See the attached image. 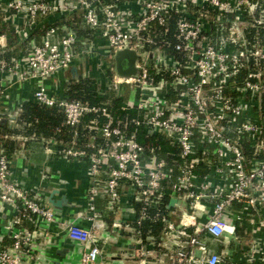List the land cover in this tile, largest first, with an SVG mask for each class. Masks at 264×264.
I'll return each mask as SVG.
<instances>
[{
	"label": "built area",
	"instance_id": "1",
	"mask_svg": "<svg viewBox=\"0 0 264 264\" xmlns=\"http://www.w3.org/2000/svg\"><path fill=\"white\" fill-rule=\"evenodd\" d=\"M262 8L263 0H0V115L17 119L24 102L57 107L71 138L43 145L53 161L81 165L87 181L83 204L59 216L51 185L25 186L0 145V214L13 213L0 264H50L49 250L66 242L75 264H264ZM74 14L87 34L65 28L58 37L49 24L33 38L50 17ZM8 28L29 42L26 55L4 58ZM126 49L137 55L129 77L115 62ZM73 67L119 107L68 99L60 76ZM27 82L36 84L31 98L10 110L11 90ZM252 213L261 220L250 244L232 253L208 246L227 248Z\"/></svg>",
	"mask_w": 264,
	"mask_h": 264
},
{
	"label": "crops",
	"instance_id": "2",
	"mask_svg": "<svg viewBox=\"0 0 264 264\" xmlns=\"http://www.w3.org/2000/svg\"><path fill=\"white\" fill-rule=\"evenodd\" d=\"M68 17H74L73 21H70V23L67 24L61 23L54 26L57 29L58 37H62L65 35V28L74 30L78 36L87 34L81 24V15L74 14ZM58 18L60 17H50L48 19V22H44V24L40 28H37L34 31L32 35L33 38H35L37 42H40V38L43 34V31L40 30L45 26L48 27L49 24H53V22L57 24L61 21H64ZM9 28L7 30H2V43H4V45L6 46V49H4V51H6L5 54H8V57L4 56V58L26 55L29 50V42H18L17 38L12 32H10ZM64 78L65 80L72 81L74 79V73H72L71 70L69 72H65L62 77L60 76V80L62 81V79ZM60 80L59 85L62 83ZM35 86L36 84L34 82H27L24 85L12 89L10 96L13 100L16 99L17 101H13L10 103V106L12 107L10 110L14 109L17 106V102H20L21 98H31L32 91L34 90ZM59 88L62 89V86H60ZM3 119L6 120L5 123H2ZM0 126L5 130H21V128H19V124H17L16 118L7 114L0 115ZM5 134L6 133H4L5 139L9 138L16 142V149L10 155V166L19 181L23 182L24 185L29 188L42 185L46 181L49 183V185H51L50 190L53 193L59 190V194L53 196L54 199L60 198L61 195L67 196L70 206L64 207L61 215L76 210L83 204V193L86 189L87 181L85 177V170L81 165L72 162L60 163L58 161H53V159L50 158V155L46 152V149L42 143L35 141V139L22 142L21 136H23V134H21V132L14 137ZM43 171H48V175L45 179H42L41 174ZM73 203H76V206L73 205ZM96 205L104 210L106 205L105 199L97 198ZM235 208L240 209L239 206H235ZM168 215L169 217L173 216L170 212L168 213ZM12 217L13 213H11L10 210H6L5 213L0 214V241L3 243H9L8 239H6L5 234L8 220ZM125 217L131 220L134 218V215H132V213H126ZM105 218L110 223L112 222L114 217L110 213L105 211ZM250 218L252 219L246 220L242 224H238L236 228L235 238L229 239L227 248L225 245L212 240L207 242L208 246L212 250L218 252L227 250L228 253H232L234 252V250L236 251L237 247L239 249L244 245L250 244L252 240V231L257 228L255 227L254 223L260 221L261 217L257 213H252L250 215ZM130 248L133 249V246H131ZM75 258H77L76 252H74V247L69 242L60 244L58 247H54L49 250L50 264H69V262L71 264H75ZM165 263L168 264V260H166Z\"/></svg>",
	"mask_w": 264,
	"mask_h": 264
},
{
	"label": "trees",
	"instance_id": "3",
	"mask_svg": "<svg viewBox=\"0 0 264 264\" xmlns=\"http://www.w3.org/2000/svg\"><path fill=\"white\" fill-rule=\"evenodd\" d=\"M264 9V0H263V8ZM75 17V16H74ZM74 17H60L58 19L64 20L59 23L53 22L51 26H56L61 23L67 24L70 21H73ZM72 18V19H68ZM57 19V18H56ZM47 28L45 26L40 31H43ZM264 32V31H262ZM3 56L8 57V54H4ZM68 99L70 100H78L80 102H88L91 105H102L109 100H111V105L113 108H117L120 105L118 99L111 98L110 95H101L98 93L97 86L95 81L92 78H82L77 79L74 78L70 81L68 92L66 93ZM17 124H19V129L5 130L0 126V145H2L8 155L10 156L12 152L16 149V142L12 139H5V135H9L14 137L15 135L21 134L27 137L36 138L35 141L39 143H44L48 139L56 138L58 140H69L71 137L69 135V129L64 126V117L61 112L58 111L57 107H42L38 106L32 102H25L22 106V109L16 119ZM62 129L61 132H57V129ZM8 137V136H7ZM167 203V201L165 200ZM163 212L167 215L168 211L166 208H163ZM153 227L156 230V225H150L148 223L145 224V229H149V227Z\"/></svg>",
	"mask_w": 264,
	"mask_h": 264
},
{
	"label": "water",
	"instance_id": "4",
	"mask_svg": "<svg viewBox=\"0 0 264 264\" xmlns=\"http://www.w3.org/2000/svg\"><path fill=\"white\" fill-rule=\"evenodd\" d=\"M143 57L144 56H141V58ZM136 58H137V55L135 54V52L128 50V49L117 52L115 56V62H116V68H117L118 74L121 76H125V77L135 75ZM71 72L75 74L77 72V69L74 67L73 69H71ZM78 77L80 78V76ZM5 122L6 120L3 119L2 123H5ZM56 194H59V190L52 193V195L48 198V201L52 205L55 213L57 215H60L63 212V208L68 207L70 205H69V200L67 196L61 195L60 198L54 199L53 196ZM176 204H177V200L171 199L169 202V207H175ZM199 254L200 253H198V255Z\"/></svg>",
	"mask_w": 264,
	"mask_h": 264
}]
</instances>
